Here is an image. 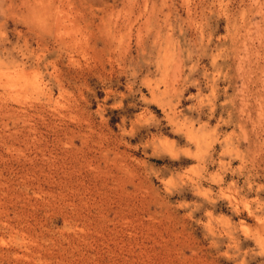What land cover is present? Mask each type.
I'll return each instance as SVG.
<instances>
[{
	"label": "rangeland",
	"instance_id": "1",
	"mask_svg": "<svg viewBox=\"0 0 264 264\" xmlns=\"http://www.w3.org/2000/svg\"><path fill=\"white\" fill-rule=\"evenodd\" d=\"M0 264H264V0H0Z\"/></svg>",
	"mask_w": 264,
	"mask_h": 264
}]
</instances>
